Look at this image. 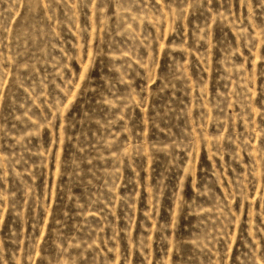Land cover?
Listing matches in <instances>:
<instances>
[{"label": "rangeland", "instance_id": "rangeland-1", "mask_svg": "<svg viewBox=\"0 0 264 264\" xmlns=\"http://www.w3.org/2000/svg\"><path fill=\"white\" fill-rule=\"evenodd\" d=\"M0 264H264V0H0Z\"/></svg>", "mask_w": 264, "mask_h": 264}]
</instances>
